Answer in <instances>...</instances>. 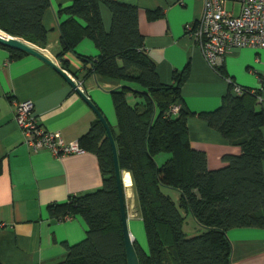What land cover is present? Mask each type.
I'll return each instance as SVG.
<instances>
[{
	"label": "trees",
	"instance_id": "1",
	"mask_svg": "<svg viewBox=\"0 0 264 264\" xmlns=\"http://www.w3.org/2000/svg\"><path fill=\"white\" fill-rule=\"evenodd\" d=\"M113 13L107 29L101 4ZM51 0H0V28L34 44H47L44 12ZM62 66L72 51L88 65V72L120 80L111 89L118 130L113 131L120 167L132 174L137 211L149 243L146 252L134 245L141 264H234V245L228 230L237 226L264 228V109L258 107V90L230 89L221 105L209 111H190L183 103L182 84L188 67L163 82L145 47L137 4L120 0H74L59 9ZM159 10H148L156 18ZM91 38L100 52L77 50ZM9 48L13 56L28 51ZM220 70L224 72L223 67ZM181 102V108L172 106ZM198 114L220 131L239 153H225V165L208 166L207 153L193 146L188 117ZM85 150L97 154L103 184L49 204L56 219L80 214L86 236L69 243L67 255L53 264H128L126 240L115 175L114 154L107 129L98 117L79 139ZM162 153H169L160 160ZM177 194V196L174 194ZM191 215L196 227L186 228ZM194 228V229H193Z\"/></svg>",
	"mask_w": 264,
	"mask_h": 264
},
{
	"label": "crops",
	"instance_id": "2",
	"mask_svg": "<svg viewBox=\"0 0 264 264\" xmlns=\"http://www.w3.org/2000/svg\"><path fill=\"white\" fill-rule=\"evenodd\" d=\"M73 1L51 0L43 16L47 44H35L61 67L62 59L58 56L61 49L60 21L66 15L59 16L58 11ZM120 1L138 5L139 27L145 36V47L163 82L172 83L174 72L188 67L182 96L190 111L217 108L223 96L233 90L232 84L258 90V107L264 109V48H233L224 57L222 65L214 67L206 59L198 41L188 32L187 23L201 18L204 0ZM227 7L238 13L240 3L230 0ZM150 9H157L161 14L149 18ZM101 14L105 27L109 29L113 13L104 2ZM77 50L92 57L100 52L91 38H84ZM64 57L70 63L67 70L110 121L116 116L111 89L119 85L120 80L88 72L89 63L72 51ZM220 67L225 71L222 72ZM19 100H32L42 124L47 129L59 130L66 141L79 140L99 116L48 61L31 52L13 56L12 51L0 43V261L3 264H53L67 255L64 241L74 243L84 238L87 225L80 214L56 219L50 215L49 204L100 187L103 174L97 154L90 150L56 155L48 148L34 150L29 147L15 119ZM188 128L193 146L207 153L210 168L225 165V153L241 152L238 145L231 144L196 113L189 115ZM262 129L264 133V125ZM123 179L126 195L129 184L135 194L131 172L124 171ZM192 218L187 222L188 230L197 226ZM130 230L149 252L145 227L137 224V230L131 227ZM228 234L234 245V264H264V228L237 226L230 228Z\"/></svg>",
	"mask_w": 264,
	"mask_h": 264
},
{
	"label": "built area",
	"instance_id": "3",
	"mask_svg": "<svg viewBox=\"0 0 264 264\" xmlns=\"http://www.w3.org/2000/svg\"><path fill=\"white\" fill-rule=\"evenodd\" d=\"M228 1L204 0L201 18L186 25L214 67L222 65L224 57L233 48H264V0H231L240 3L238 13L227 7ZM6 32L0 28V34ZM232 86L236 93H241L244 88L239 84ZM181 106V102H176L172 110L178 111ZM15 119L22 129L25 142L34 150L48 148L56 155L85 151L79 140L66 141L59 130L47 129L36 113L32 100L17 101Z\"/></svg>",
	"mask_w": 264,
	"mask_h": 264
},
{
	"label": "water",
	"instance_id": "4",
	"mask_svg": "<svg viewBox=\"0 0 264 264\" xmlns=\"http://www.w3.org/2000/svg\"><path fill=\"white\" fill-rule=\"evenodd\" d=\"M0 43L12 48L22 49L31 53H34L46 61H48L50 64H52L59 72H61L64 77L77 89V91L88 101V103L95 109L97 112L99 118L104 123L109 138L112 143L113 147V154H114V165H115V175L117 178V187H118V194L120 199V207H121V216H122V222H123V229L125 234V240H126V250H127V256H128V264H141L139 255L137 253V250L134 245L135 236L130 230L129 227V209H128V198L126 195V189L124 185V179L123 174L125 169H122L120 167L119 163V157H118V148L116 139L114 137V134L112 132V129L109 125V122L106 118V116L102 113V111L99 109L95 101L81 88L80 82L76 81L75 77L66 69L58 64H56L52 59L44 55L34 43L16 35H12L8 32L1 33L0 34ZM0 264H3L0 261Z\"/></svg>",
	"mask_w": 264,
	"mask_h": 264
},
{
	"label": "rangeland",
	"instance_id": "5",
	"mask_svg": "<svg viewBox=\"0 0 264 264\" xmlns=\"http://www.w3.org/2000/svg\"><path fill=\"white\" fill-rule=\"evenodd\" d=\"M111 121V122H110ZM110 121H108L109 122V125H110V127H111V129L113 130V131H117L118 130V126H117V115L115 116L114 115V117L112 118V119H110ZM169 156V153H162V156H159V158H160V160H164L165 158H167ZM128 199H129V197H128ZM130 201V200H129ZM129 204H130V202H128V209L130 208L131 209V207L129 206ZM136 208H137V205H136ZM129 209V210H130ZM131 211V210H130ZM191 215H189L188 217H187V219L189 220V219H191ZM129 221H130V227L131 228H133L134 230H137V224L141 227V228H143L144 229V221L142 220V218L140 217V215L138 214L135 218H130L129 219ZM128 221V222H129ZM192 221H195L194 220V218H192ZM194 223H196V222H194ZM187 225V224H186Z\"/></svg>",
	"mask_w": 264,
	"mask_h": 264
},
{
	"label": "bare ground",
	"instance_id": "6",
	"mask_svg": "<svg viewBox=\"0 0 264 264\" xmlns=\"http://www.w3.org/2000/svg\"><path fill=\"white\" fill-rule=\"evenodd\" d=\"M127 195L129 197V200H130L129 202H130V207H131L130 216H131V218H135L138 215L139 210L137 211L135 194H134L132 186L130 184L127 187Z\"/></svg>",
	"mask_w": 264,
	"mask_h": 264
}]
</instances>
